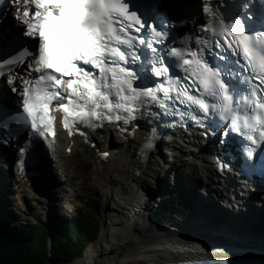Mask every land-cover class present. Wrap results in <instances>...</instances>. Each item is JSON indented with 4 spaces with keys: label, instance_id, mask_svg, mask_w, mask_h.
Masks as SVG:
<instances>
[{
    "label": "snow or ice",
    "instance_id": "6c2138e0",
    "mask_svg": "<svg viewBox=\"0 0 264 264\" xmlns=\"http://www.w3.org/2000/svg\"><path fill=\"white\" fill-rule=\"evenodd\" d=\"M16 3L20 5L16 19L31 43L14 46V37L0 32V77L20 88L9 89L16 93L14 103L0 101V107L8 109L0 117L4 125L0 131L8 138L15 132L13 125L28 128L34 145L54 137L53 110L63 113L69 134L77 123L92 130L104 122L127 124L144 104H155L166 113L168 106L158 93L167 99L175 92L179 103L207 119L213 132L214 125L224 122L230 131L221 130L222 136L236 132L264 150V16L254 19L253 0H238L236 5L228 0H197V13L190 16L179 14L184 0ZM259 3L264 6V0ZM193 18L195 35L185 38L182 46L165 44L159 51L153 47V41L173 42L170 33L176 24ZM25 63L26 68L15 71ZM231 64L239 65L248 77L241 80ZM6 66L11 74H5ZM174 67L185 75L173 78ZM152 77L163 78L164 83L151 88L138 82ZM77 131L87 142L86 133ZM153 139L154 132L143 147L151 149ZM254 151L255 147L248 156ZM19 153L23 158L25 148ZM19 163L22 168L23 159Z\"/></svg>",
    "mask_w": 264,
    "mask_h": 264
},
{
    "label": "bare ground",
    "instance_id": "6f19581e",
    "mask_svg": "<svg viewBox=\"0 0 264 264\" xmlns=\"http://www.w3.org/2000/svg\"><path fill=\"white\" fill-rule=\"evenodd\" d=\"M11 9L8 5L6 12ZM4 15V12L0 13V25L8 22L7 19H4ZM0 91L2 95L6 93L4 89L0 88ZM145 117V114H143L140 122H143ZM150 121L146 120V122L140 123L138 120L133 126L135 129L133 134H131L133 129H129L124 134L116 135L115 138L111 136L112 133L110 135L107 131L97 130L94 134L86 130L88 134L86 142L85 137L81 135L71 138L60 118L59 132L56 139V141L61 140L60 147L57 146L56 148L53 140L49 138L40 139V148L37 151L40 161L37 167L44 175V180L23 181L24 178L16 174L17 168L10 167L9 173L17 179L12 180L14 183L12 190L14 193H18L19 200L22 201L23 196L35 195L36 191L41 190L39 182L42 184L43 181L48 180L46 179L48 172L52 176L53 174L58 175L62 178L60 183L66 185L65 176L68 171L66 162L68 163L73 156L78 154V149H81L83 154L94 163L93 180L99 184L106 201V208L108 211H116L118 214L120 212L119 216L114 215L115 220L107 217V223L103 224L98 241L87 250L84 257L75 261L68 260L67 263L60 262V264H157L162 261L190 260L203 257V255L195 252L169 251L159 248V246L170 242L195 239L201 237L202 233L208 235L210 239L221 241L222 244L233 242L247 247L263 248L264 233L254 235L251 231L249 232L248 225L251 227L250 230L252 225L244 221V218H252L251 221L254 223L257 217L264 214V185L260 187V191L255 196L258 198L252 199L253 202L247 199L248 196L244 195H248L246 187L238 184L236 179L232 180L231 188H224L217 186V184L207 185L206 190L203 189L200 196L196 195L194 188L197 186V181L192 186L190 184L192 180L205 181L207 179L210 181L213 179V171L208 165L209 161L204 155L205 153L202 152L199 146L195 148L196 151L194 148L186 151L187 142H185V139L176 137L172 138L170 143L174 145V148L170 149L169 145L168 153V148L164 146L163 149L159 148L156 152L148 155L149 157L140 159L138 155L139 147L147 142L150 132L153 131V128L155 129L154 124ZM219 139L218 137V141ZM198 140L197 136L193 141L190 140L187 146L198 144ZM69 149L71 150L70 154H68ZM102 153H107V158H104L101 155ZM50 154H54L57 159L60 158L63 165L56 159L59 162L55 163L54 167ZM179 159L182 160L183 167L174 170V187L170 190H164L162 188L164 171H173V164H179ZM214 164L212 162V165ZM2 168L0 167V170ZM183 169L184 172L188 171L186 173L187 180L185 181H181V175L184 173ZM205 172L208 174H205ZM5 173L0 171V192L7 189L5 186L4 188L1 186L3 181H11L10 178L5 179L7 177ZM70 174H72L71 179H75L78 173L75 169H72ZM48 181L51 185L57 184V181ZM19 183L20 187H18ZM31 183L33 187L29 186ZM74 183L70 181L67 186L76 191L77 185ZM67 190L66 186H63L59 192L64 195ZM176 191L189 193L193 197L197 196L195 199L197 204L193 207V210L196 211L193 214L186 215L181 211L177 213L174 208L173 210L170 208L169 211L166 210L168 196L176 194ZM44 193L49 194V191L44 190ZM249 195L251 196L252 193L250 192ZM9 198V203L13 207V199ZM158 199H163V203ZM205 204L207 207L202 208ZM220 215L227 217L226 222L225 220L221 221ZM177 226L186 227L184 228L185 231L177 228ZM196 231L198 234H196ZM257 253L259 254V252ZM209 256L236 257L237 255L213 254ZM262 256L264 257V255Z\"/></svg>",
    "mask_w": 264,
    "mask_h": 264
},
{
    "label": "rangeland",
    "instance_id": "374dc122",
    "mask_svg": "<svg viewBox=\"0 0 264 264\" xmlns=\"http://www.w3.org/2000/svg\"><path fill=\"white\" fill-rule=\"evenodd\" d=\"M53 142H54L56 148H57V146L60 147L61 140H59V141L54 140ZM50 159L52 160L54 167H55V163L60 161V158L57 159L54 154H50ZM56 159L59 161H57ZM60 162H61V165H63V162L62 161H60ZM180 164L182 165L183 163H181V161H180L179 164H177V165L173 164V167H172L173 171L169 170V172L167 174L168 176L163 175L162 188H164V190L165 189L170 190L174 187V185H173L174 184L173 173H174V170H177L179 167H183V165L181 166ZM71 167H72V169H75V171L78 173L77 177L75 176V179H71V177H72V174H70V173H72ZM93 167H94V163L91 160H89L83 154L81 149H78V154L73 156V158L70 159V161L68 163L66 162V169H68L67 175L65 176V178L67 180L66 185L60 183L62 181V178H60L58 175L53 174V176H52L48 172L49 178L46 177V179L51 180V181L52 180L57 181V184H53L51 186V189H49V194L48 193L44 194L42 192L36 191L35 195L23 196L22 201L19 200L18 193H14L12 190L13 189L12 186L14 185V183L12 181L13 179H11V181H8V180H7V182L5 181L6 183L3 181L1 186H3V188L5 186L7 189L3 190V192H0V209H1L0 210V222L4 223L5 225H7L13 229L14 228L20 229L23 227H31L32 225L38 223V220L41 219L42 220V227L45 228V230L47 232H49V234L52 237V231H53V228H52L53 224L52 223H53L54 218L58 217V218L71 219L75 215L79 214L80 212H83L84 214L91 216L95 222L99 223L100 229L97 232L98 234H97L96 239L92 242L89 241L87 243V245L85 246V249L82 251V254L77 256V257L72 258L73 260L67 259V258H64V259L62 258V259H57L56 261H54L50 257L47 264H60V262L67 263L68 260L75 261V260H78V259L84 257L87 250L96 241H98V238L100 237V232L103 229V224L107 223L106 222L107 217L114 219L115 216L120 215V212H119V214H118V212H116V211L113 212L112 210H110L111 211L110 212L106 208V206H105L106 201H105V198L101 192L99 184H97L93 180ZM183 172H184V169H183ZM6 178L8 179V177H5V179ZM2 179H4V178L2 177ZM182 180L183 181L187 180V177L184 176V173H183V177H181V181ZM70 181L75 182L74 184L77 185L76 191H73L69 186H67ZM43 183L44 182H42V185H43ZM195 183L196 182L194 180H192L190 184L192 186H194ZM202 183L203 182L199 183L198 186L204 188V185ZM63 186L64 187L66 186V189H68L67 191L64 192V195L66 196L65 199H64V195L59 192L60 188ZM69 189H71V190H69ZM175 193L176 194H171L170 196H168L169 200L174 199L173 201H175V203L181 204L180 205L181 210H184V211H181V213H188L189 211L192 212L193 210H192L191 205L194 204V206H195V204H197V202L195 200L197 198V196L193 197L189 193L183 194V193H180V191L179 192L176 191ZM197 194H199L198 191H197ZM96 195L97 196L99 195L101 197V202H100L99 208H97V210L92 209L91 208L92 203L87 201L89 198L92 199ZM9 197H11L13 199V201H12L13 207H12V204L9 203L10 202ZM171 197H172V199H171ZM189 198H192V199H189ZM68 199H70V200H68ZM158 200L163 203V201H162L163 199H161V200L158 199ZM181 200L184 202L189 200L190 205L188 203H187V205H185L186 202L182 203ZM167 204H169V203H167ZM167 204H166V210H169V208H167ZM205 205L202 208H205ZM170 209H171V207H170ZM194 211H196V210H194ZM218 218H220V217H218ZM218 218H216V220H218ZM221 218H222V220L220 219L221 221L225 220V222H226L227 217L225 215L221 216ZM257 218H258V221H257ZM257 218H256L257 222H254V223H253V221H251L252 218H246V217L244 218V221H247L252 225L251 230H250V228H251L250 225H248V227H249V232L251 231L252 234H254V235H258V234L260 235V234L264 233V214L261 215L260 217H257ZM236 222L239 223L240 221H236ZM108 223L110 224V222H108ZM255 225L257 226V228L255 227ZM177 228L184 230V228H186V227L177 226ZM213 230H215V229H213ZM258 230H260L261 233H257ZM187 232L191 233L192 231H187ZM245 232H247V231L245 230ZM50 248H51V244H50Z\"/></svg>",
    "mask_w": 264,
    "mask_h": 264
},
{
    "label": "trees",
    "instance_id": "16d2710c",
    "mask_svg": "<svg viewBox=\"0 0 264 264\" xmlns=\"http://www.w3.org/2000/svg\"><path fill=\"white\" fill-rule=\"evenodd\" d=\"M87 201L97 210L101 197L96 195ZM52 224L51 237L42 227L41 219L31 227L20 229H12L0 222V264H47L50 257L54 261L72 259L82 254L100 229L99 223L83 212L71 219L56 217Z\"/></svg>",
    "mask_w": 264,
    "mask_h": 264
},
{
    "label": "water",
    "instance_id": "95a60500",
    "mask_svg": "<svg viewBox=\"0 0 264 264\" xmlns=\"http://www.w3.org/2000/svg\"><path fill=\"white\" fill-rule=\"evenodd\" d=\"M215 245V243L209 242L203 235L200 237H196L195 239L191 238L188 240L177 241V242H170L164 245H160L159 248H163L169 251H176V252H195L202 254L203 257H199V259H207V258H215L218 259L220 257H211L209 255L221 253V249L218 246H211ZM207 255V256H205ZM210 260V259H207ZM179 261H171L165 262L162 261L161 263L157 264H173ZM205 264V263H200Z\"/></svg>",
    "mask_w": 264,
    "mask_h": 264
}]
</instances>
